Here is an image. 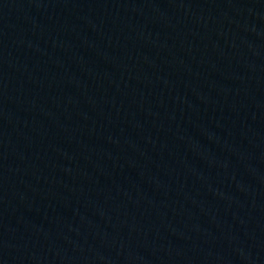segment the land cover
I'll return each instance as SVG.
<instances>
[{
	"label": "water",
	"instance_id": "water-1",
	"mask_svg": "<svg viewBox=\"0 0 264 264\" xmlns=\"http://www.w3.org/2000/svg\"><path fill=\"white\" fill-rule=\"evenodd\" d=\"M0 264H264V0H0Z\"/></svg>",
	"mask_w": 264,
	"mask_h": 264
}]
</instances>
